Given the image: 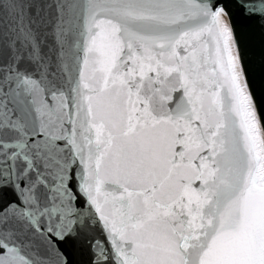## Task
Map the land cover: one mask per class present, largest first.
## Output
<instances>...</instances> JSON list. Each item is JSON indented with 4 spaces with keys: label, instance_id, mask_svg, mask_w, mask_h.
Here are the masks:
<instances>
[{
    "label": "water",
    "instance_id": "1",
    "mask_svg": "<svg viewBox=\"0 0 264 264\" xmlns=\"http://www.w3.org/2000/svg\"><path fill=\"white\" fill-rule=\"evenodd\" d=\"M264 0H0V264H264Z\"/></svg>",
    "mask_w": 264,
    "mask_h": 264
},
{
    "label": "bare ground",
    "instance_id": "2",
    "mask_svg": "<svg viewBox=\"0 0 264 264\" xmlns=\"http://www.w3.org/2000/svg\"><path fill=\"white\" fill-rule=\"evenodd\" d=\"M234 76L236 81L235 84L240 91L238 94L242 105L243 114L251 135L255 140L256 147L263 156V164L258 175V179L264 182V131L240 63L234 64Z\"/></svg>",
    "mask_w": 264,
    "mask_h": 264
},
{
    "label": "rangeland",
    "instance_id": "3",
    "mask_svg": "<svg viewBox=\"0 0 264 264\" xmlns=\"http://www.w3.org/2000/svg\"><path fill=\"white\" fill-rule=\"evenodd\" d=\"M236 83V81H235ZM237 86V85H236ZM238 89V88H237ZM238 92L240 93V91L238 90ZM256 184L262 188H264V182L263 181H260L258 178H257V181H256Z\"/></svg>",
    "mask_w": 264,
    "mask_h": 264
}]
</instances>
